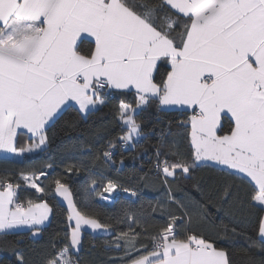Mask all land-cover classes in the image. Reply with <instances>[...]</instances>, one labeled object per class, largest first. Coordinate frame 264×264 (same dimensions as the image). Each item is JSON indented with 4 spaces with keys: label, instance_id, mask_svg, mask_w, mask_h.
<instances>
[{
    "label": "snow or ice",
    "instance_id": "obj_1",
    "mask_svg": "<svg viewBox=\"0 0 264 264\" xmlns=\"http://www.w3.org/2000/svg\"><path fill=\"white\" fill-rule=\"evenodd\" d=\"M84 34L94 38V48L87 53L81 51ZM165 64L170 70L157 82ZM106 88H134L137 107L155 100L192 109L185 122L190 125L188 155L176 151L170 153L177 157L174 161L161 159L165 154L157 149L156 167L165 183L178 170L190 175L211 164L248 183L249 203L264 210V0H160L158 5L147 0H0L3 159L44 145L46 125L63 106L74 101L81 112L91 111L104 103L99 96ZM135 112L131 105H120V119L127 127L124 142L143 135ZM224 117L230 121L227 132ZM20 130L37 142L18 148ZM103 155L110 158L111 153ZM44 175L22 174V179L43 193L35 181ZM53 183L55 194L68 201V220L75 224H70L68 242L59 249L53 244L44 264H78L74 255L81 245V226L105 230L111 225L82 215L68 186L59 179ZM116 187L109 180L103 192ZM19 188V183L0 180V234L22 226L39 231L37 226L51 212L46 201L22 203ZM233 188L224 186L222 197L228 202L237 198ZM177 219L170 214L167 225L155 234L133 220L130 231L117 237L124 241L126 254L139 253L129 264H231L228 251L203 236L181 238ZM133 224L141 231L132 232ZM144 239L151 241L150 248L140 243ZM248 239L250 249L264 251V217L258 238ZM17 260L28 264L19 252Z\"/></svg>",
    "mask_w": 264,
    "mask_h": 264
},
{
    "label": "trees",
    "instance_id": "obj_2",
    "mask_svg": "<svg viewBox=\"0 0 264 264\" xmlns=\"http://www.w3.org/2000/svg\"><path fill=\"white\" fill-rule=\"evenodd\" d=\"M147 2L158 5L160 0ZM92 48L93 42L84 40L81 44L84 53ZM169 70L166 64L161 67L157 82ZM101 94L104 103L87 115L76 107L66 109L46 129L48 146L44 150L24 155L22 159L0 157V180L20 184V201H46L52 209V219L41 229L42 238L37 242L30 240V232L0 234V264H18L17 252L28 264H44L54 251L53 244L59 249L68 242V215L55 198L56 179L69 186L82 215L110 224L115 233L109 239L86 236L83 253L74 257L78 264H129L139 253L126 254L124 241H117L120 233L129 232V224L137 219L148 232L158 233L169 222L170 214L178 218L177 231L181 238L190 233L203 236L216 247L227 250L231 264H264V251L249 248L248 238H258L264 210L249 203L248 183L218 171L211 164L197 167L190 175H180L178 170L177 176L165 183L163 174L156 168L157 149L165 154L161 159L173 161L177 157L171 152L178 151L184 156L190 152V125L185 123L190 112L165 110L158 101L151 100L134 115L143 133L142 144L125 148L121 139L125 129L120 120V105L135 107L138 97L133 91L104 90ZM223 127L227 132L228 118ZM30 141L21 133L17 147L25 148ZM106 151L111 153L110 158L104 157ZM40 172L45 176L35 182L45 189L43 193L27 187L22 179V174L33 177ZM109 180L119 190L135 193L136 199L120 193L113 203L104 202L103 187ZM226 184L234 185L233 191L237 193L232 202L222 197ZM129 215L132 220L128 219ZM131 231L140 232L141 227L133 224ZM140 243L151 247L148 239Z\"/></svg>",
    "mask_w": 264,
    "mask_h": 264
},
{
    "label": "crops",
    "instance_id": "obj_3",
    "mask_svg": "<svg viewBox=\"0 0 264 264\" xmlns=\"http://www.w3.org/2000/svg\"><path fill=\"white\" fill-rule=\"evenodd\" d=\"M81 39H82V41H84V40H87V41H90V42H93L94 43V38H92V37H90V36H88L87 34H84L82 37H81ZM169 66V65H168ZM169 68H170V66H169ZM111 91H133V92H135L136 93V91H135V89L134 88H131V89H111ZM99 98L100 99H102V94L100 93V96H99ZM103 100V99H102ZM102 104H97V105H95V107H92V109H91V111H93V110H96V109H98L100 106H101ZM146 106L147 105H141V106H139V107H137V105L135 106V107H133V108H135L136 109V112H135V114L136 113H138V112H140L141 110H143V109H145L146 108ZM162 106V108L163 109H165V110H186V111H189V112H192V109L191 108H189L188 106H183V107H181V106H178V105H176V106H167V105H161ZM69 107H76L77 109H79V105L78 104H76V102H74V101H72V102H69L67 105H65V106H63L62 107V109L60 110V112H58L57 113V115L51 120V121H49V123H48V125H46V129L66 110V109H68ZM91 107V106H90ZM79 111H80V109H79ZM91 111H88V112H81L83 115H87L89 112H91ZM134 114V115H135ZM227 117H224L223 119H222V124L224 123V120L226 119ZM121 120V119H120ZM122 122V124H123V128L125 129V133H126V131H127V127L124 125V123H123V121H121ZM26 134L28 137H29V139L31 140L30 141V143H28L26 146H25V148H28L29 146H31V145H33V144H35L37 141H36V139L35 138H32L31 137V134L30 133H27L26 132V130H20L19 131V134ZM124 133V134H125ZM19 134H18V136H19ZM142 137V136H141ZM140 137V138H141ZM17 140H18V137H17ZM48 146V141H46V143L44 144V145H41L39 148H34L33 149V151H31V152H28V151H25L22 155H16V156H14L13 158H15V159H22L23 158V156L24 155H30V154H35V153H38V152H40V151H42V150H44L46 147ZM5 155H7V154H4V153H0V157L2 158V157H4ZM12 158V159H13ZM171 178V177H170ZM115 184V183H114ZM118 191H120L119 190V188H118V186L116 187V189L114 190V191H111L110 193H113V194H116ZM108 192H105V194L104 195H106ZM133 193V192H132ZM103 197V196H102ZM134 199H136V194L134 195ZM42 201H39V202H36V203H41ZM22 203H24V202H22ZM48 206H49V208H51L50 207V205L48 204ZM258 206V205H257ZM260 207V206H259ZM51 219H52V209H51V212L49 213V216H48V219L44 222V224L43 225H40V226H37L38 228H39V230H41V229H43V228H45L49 223H50V221H51ZM35 229L34 228H30L29 226H22L21 228H19V229H17V230H14V232H32V231H34Z\"/></svg>",
    "mask_w": 264,
    "mask_h": 264
},
{
    "label": "water",
    "instance_id": "obj_4",
    "mask_svg": "<svg viewBox=\"0 0 264 264\" xmlns=\"http://www.w3.org/2000/svg\"><path fill=\"white\" fill-rule=\"evenodd\" d=\"M68 188H69V186H68ZM69 190L71 192V199H72L76 209L79 211L78 206H77V202L74 198V195H73L70 188H69ZM54 194H55V192H54ZM55 198H56L58 204L67 211V215H68L67 216V224H68L69 230L71 231L70 224L72 226H74L75 221L74 220H72V221L68 220L69 215L72 214V210L68 206V201L66 199H64V197L59 196L58 194H55ZM70 231H69V233H70ZM114 234H115L114 231L110 228H107L105 230H99V229L93 230L89 225H82L81 226V245L79 247L78 252L74 255V257H79L83 253L84 241H85L86 236H90V237L98 238V239H109V238L113 237ZM41 238H42V231L41 230H39V231L34 230V231L30 232V240L37 242ZM116 248H118V247H116Z\"/></svg>",
    "mask_w": 264,
    "mask_h": 264
},
{
    "label": "built area",
    "instance_id": "obj_5",
    "mask_svg": "<svg viewBox=\"0 0 264 264\" xmlns=\"http://www.w3.org/2000/svg\"><path fill=\"white\" fill-rule=\"evenodd\" d=\"M104 90H107V91H109V92H111V89H104ZM104 90H102V91H104ZM190 115H192V112H190ZM142 137L141 138H139L138 140H135V141H132V142H124V141H122V145L125 147V148H135V146L136 145H138V144H142ZM157 168V167H156ZM45 176V175H44ZM43 176H40L39 177V179L40 178H42ZM120 193H122V194H124V196H126V197H128V198H130V199H134V195H133V193L132 192H130V191H124V190H120V191H118L116 194H113V193H110V192H108L106 195H104L103 197H102V200L104 201V202H107V203H113L114 202V200H115V196L117 195V194H120Z\"/></svg>",
    "mask_w": 264,
    "mask_h": 264
}]
</instances>
